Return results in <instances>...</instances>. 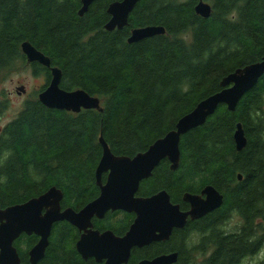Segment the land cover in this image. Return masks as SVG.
Returning <instances> with one entry per match:
<instances>
[{
  "label": "trees",
  "instance_id": "1",
  "mask_svg": "<svg viewBox=\"0 0 264 264\" xmlns=\"http://www.w3.org/2000/svg\"><path fill=\"white\" fill-rule=\"evenodd\" d=\"M112 1L95 0L79 16L80 0H0V83L22 67L45 78V85L0 130V208L56 186L63 192V208L80 209L99 192L94 173L102 153L100 136L113 154L132 157L220 90L225 75L264 56V0H205L211 5L206 18L194 10L198 0H140L125 27L107 31L103 26ZM146 25L163 26L165 32L127 41L133 28ZM24 41L60 69L61 88H81L96 96L100 110L44 106L38 93L50 81V67L28 62L21 50ZM6 100L1 98L0 106ZM263 104L264 74L234 111L220 104L204 124L184 134L177 169L170 171L169 162L161 161L140 183L138 194L164 188L176 197L182 190L217 185L238 172L244 177L233 192L238 206L249 217L264 211ZM237 123L247 139L240 151L233 140ZM133 217L108 212L95 220V227L123 235ZM78 236L68 222L54 224L38 264H95L77 253ZM37 240L22 234L14 242L21 263L28 264L27 251ZM240 245L217 250L212 260L221 254L233 258V249L240 250ZM171 248L178 252L175 264H182L188 251ZM156 252L161 251L152 245L132 249L127 264Z\"/></svg>",
  "mask_w": 264,
  "mask_h": 264
},
{
  "label": "water",
  "instance_id": "2",
  "mask_svg": "<svg viewBox=\"0 0 264 264\" xmlns=\"http://www.w3.org/2000/svg\"><path fill=\"white\" fill-rule=\"evenodd\" d=\"M95 0H80L78 15L82 16ZM140 0H115L108 4V21L104 29L112 31L122 29L128 24V18ZM195 12L203 18L211 13V5L198 0ZM165 28L160 25H146L133 28L127 41L137 42L154 35L163 34ZM22 53L28 62H38L50 67L51 78L44 89L38 93L39 101L48 108L79 112L81 109H99V98L78 88L65 90L60 87L61 71L52 66L50 59L28 41L21 43ZM264 74V56L258 61L238 67L225 75L220 81L221 89L200 100L188 113L181 116L174 128L157 138L144 151L132 157L115 155L102 136L99 143L101 157L95 168L98 196L79 210L62 208L63 192L56 186L28 200L0 208V264H23L14 242L22 234L35 235L36 243L28 251V264H38L44 257L54 224L68 222L80 232L75 243L77 253L82 259L93 258L96 264H127L134 247H143L153 241L168 237L173 227H182L186 216L197 218L219 201L211 204L210 197L202 201L198 196L185 194V200L191 203L188 213L179 210L178 205L170 202L165 190L150 196H137L141 181L149 178L153 170L164 159L172 170L180 161L181 137L191 129L204 124L218 105H226L234 111L238 101L257 83ZM18 94L25 92L23 85L16 88ZM233 140L237 151L243 149L247 139L241 123L236 124ZM107 173L102 183V174ZM241 177V176H240ZM214 194L212 187H207ZM121 210L134 213L135 217L123 235L111 230L100 232L93 228L92 218H103L108 211ZM177 252L161 254L151 259H143L137 264H173L177 261Z\"/></svg>",
  "mask_w": 264,
  "mask_h": 264
},
{
  "label": "flooded vegetation",
  "instance_id": "3",
  "mask_svg": "<svg viewBox=\"0 0 264 264\" xmlns=\"http://www.w3.org/2000/svg\"><path fill=\"white\" fill-rule=\"evenodd\" d=\"M263 121H264V116H263ZM168 164H169L168 169L170 171H173L170 168V163ZM106 176L107 173L102 174V179H101L102 183L105 182ZM94 177H95V173H94ZM243 180L244 177L237 172L234 178L225 179L217 185L213 183H205L199 188H194L191 190H182L176 197L173 196V194L172 195L169 194L168 191L164 188L155 191L154 193H157L161 190H165L170 197V202L172 204L178 205L179 210L183 213H188L192 209L191 203L185 200L184 198L186 193L196 195L202 201H205L207 200V197H210L209 199L211 201V204H214L218 201L219 203L218 205H215L212 209H209L208 211H206L204 214H202L197 218H191V216L188 214L185 218V222L183 226L173 227L168 237L153 241L152 243L145 245L143 247L132 248V249L137 248L141 250L147 246L152 245L153 247L157 246L159 248V251H161L159 253L156 252L150 258L140 256L137 259L136 264L143 259H151L161 254H169L172 252H177L173 250L171 247L173 248L182 247L184 250L188 251L187 257L183 260L182 264H264V211H255L252 213L253 215L249 217L248 216L249 212H246L244 210L242 211L240 209L238 203L235 200V198L237 197L233 195V192L237 191L239 183L242 182ZM95 183H96V178H95ZM207 187H212L214 189V194H212L210 190L208 194ZM136 195L142 196L138 194V191ZM147 196L145 195L143 197H147ZM117 211H121V210H117ZM108 212H115V211H108ZM108 212H106V214ZM129 214H133V216L135 217L134 213H129ZM103 218H97V217L92 218L94 229H97L95 227V220H102ZM105 230H110V229H105ZM105 230L102 231L99 230V231L103 232ZM78 233L80 235L79 231ZM239 242L241 243L240 245L241 248L238 251L236 249H233L235 250V255L233 258L226 260L225 258H222L221 256L222 254H221L217 258L212 260V256L217 250L219 251L220 250L222 251L224 249L229 250L230 248L228 246H230L231 244L239 246ZM88 259H93V258H88ZM177 260H178V256H177ZM93 261L95 262L94 259Z\"/></svg>",
  "mask_w": 264,
  "mask_h": 264
},
{
  "label": "rangeland",
  "instance_id": "4",
  "mask_svg": "<svg viewBox=\"0 0 264 264\" xmlns=\"http://www.w3.org/2000/svg\"><path fill=\"white\" fill-rule=\"evenodd\" d=\"M23 85L25 92L18 94L16 88ZM45 85V78L42 74L34 75L31 69L22 67L6 75L0 83V99L6 97V102L0 106V128L8 123L21 109L24 101L31 97V94ZM5 94L4 96H2ZM264 115V104L263 111Z\"/></svg>",
  "mask_w": 264,
  "mask_h": 264
}]
</instances>
